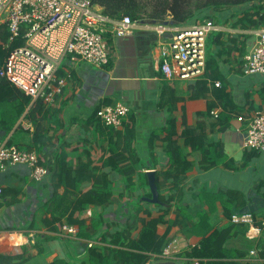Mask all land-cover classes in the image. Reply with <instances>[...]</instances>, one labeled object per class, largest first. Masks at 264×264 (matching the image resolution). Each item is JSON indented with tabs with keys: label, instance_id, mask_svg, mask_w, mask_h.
<instances>
[{
	"label": "crops",
	"instance_id": "obj_1",
	"mask_svg": "<svg viewBox=\"0 0 264 264\" xmlns=\"http://www.w3.org/2000/svg\"><path fill=\"white\" fill-rule=\"evenodd\" d=\"M250 7L251 4H243L221 11L211 10L210 14H213L217 27L208 40L213 35L215 38L221 35L224 42L241 36L240 39L246 41V54L255 43L259 28L242 29L234 25L242 11ZM191 25L194 24H177L171 16L163 23L141 19L134 21L132 32L128 36L108 35L111 44L108 66L96 67L77 58L68 57L64 60L62 66H65L66 73L72 79L54 104L55 110L62 108L56 115L55 122L58 125L63 123V130L58 129L60 132L56 135L60 139H54L53 144L45 148L49 154L48 166L53 165L58 155L65 152L73 163L91 162L101 166L121 153L123 145H118L115 155L111 152V147L116 141L115 134L123 131L124 127L108 128L100 124L98 118L90 117L98 106L105 105V101L109 102L107 104L123 103L130 107L128 118H135V144L131 155L126 153L124 160L135 168L133 181L136 189H127L126 179L120 172L104 167L103 170L110 174L112 180L111 201L103 206L90 205L79 214V218L86 223L84 229L73 225L76 227L75 233H68L62 228L51 231L44 222L45 218L51 217L46 211L47 202L54 194L51 172L42 182H35L27 165L9 167L7 171L0 173V185L3 189L11 187L20 193L17 196L18 202L12 203L14 198L11 195L2 200L0 246L7 244L11 247H25V259L20 264H93L90 257L92 249L106 253L108 248L113 247L110 243L111 236L122 231L129 230L126 234L133 239L137 238L143 227L140 219L148 221L157 218L166 210V222L159 224L158 233L163 235L169 227L168 223L176 222L168 235L170 255H153L147 264H207L205 260L187 257L185 253L192 247L199 246L202 239L214 230L226 227H231L225 249L231 254L232 260L238 264H264V232L256 239H249L246 235L247 227L231 223L230 215L225 212L224 199L218 197L221 192L237 191L240 196L238 201L230 199V212H251L257 218H262L264 185L260 186V183H264V151L243 165L245 149L243 134L238 131L237 114L229 112V127L224 131L219 126H214L215 121L211 118L200 119L198 113L206 112L210 102H216L218 107L215 109L219 108L222 112L220 102L211 92L206 98L189 99L191 82L167 80L159 70V31L164 29V37L170 38L176 28ZM217 49L216 45H211L213 52ZM236 56L241 59L239 53ZM220 67L228 83L227 91L232 94L239 111L254 110L263 104L264 100L259 92L264 83V75L244 76L236 59L234 63L222 60ZM216 81L222 84L221 80L216 79L209 83L211 88ZM167 83L174 85L176 95L180 97L176 109L171 113L178 121L179 132L184 129L181 125L183 118L191 127L204 120L209 142H222L226 156L235 161L236 169H229L224 164L207 170L200 168V154H195L190 147L185 146L184 139H178L184 155L193 163L192 169L178 189L169 185L160 192L166 198L175 195L173 201L155 204L146 199L152 194L149 184H143L142 174L164 171L169 163L161 142L157 141L155 148H150L151 133L162 129L170 116L167 107H159ZM20 122L23 131L16 132L14 136L15 128L4 139L14 136L19 141V147L25 148L20 144L27 145L31 141L32 131L27 120L21 119ZM90 186V182H85L82 188L85 190ZM63 192V187L58 189L59 194ZM10 232H17L22 236L9 243ZM252 250L257 251L256 255H251Z\"/></svg>",
	"mask_w": 264,
	"mask_h": 264
},
{
	"label": "trees",
	"instance_id": "obj_2",
	"mask_svg": "<svg viewBox=\"0 0 264 264\" xmlns=\"http://www.w3.org/2000/svg\"><path fill=\"white\" fill-rule=\"evenodd\" d=\"M92 4L100 7L105 16L113 20H121L124 16H129L133 21L141 19H150L163 23L168 16H171L177 24H195L197 21L212 20L216 23L211 10L221 11L224 8L235 7L243 4H251V7L242 11L241 16L235 22V27L242 29H258L264 26V0H92ZM107 36V43L110 50V41ZM10 33L5 25H0V67L8 57L11 50L16 47L23 46V40H17L11 43L10 48H4V44L8 43ZM214 36V35H213ZM211 37L207 43V61L205 75L191 82L188 92L189 99L206 98L211 92L215 99L222 106L223 111L218 117L211 115V111L218 107L216 102H210L206 112L198 113V117L211 118L215 121L214 126L224 131L229 127L230 114L234 112L241 114L237 104L233 100V96L227 91L228 83L225 75L221 71L220 63L222 60L234 63V59L238 61L241 68L244 64L242 57L246 52V41H242L240 37L229 38L227 42L221 39V35ZM210 45H216L218 49L213 52ZM239 53L241 59L236 56ZM224 58V59H223ZM243 74V73H242ZM58 78L67 77V84L72 79L69 73H66L65 66H61L56 73ZM216 79L221 80L220 87H216L215 83L211 88L209 83ZM172 86V87H170ZM58 97L63 95L64 89ZM264 100V83L259 92ZM170 95V97H169ZM165 97L167 98L165 100ZM180 97L176 95L174 85L167 83L165 85L160 108L167 107L170 113L165 126L159 131L151 133L150 148H155L157 141L163 144L164 150L169 157L167 169L164 171H156V184L159 193L164 188L172 185L174 189H178L184 182L188 172L192 169L193 163L184 155L183 149L178 139H184V145L190 147L195 154H200L199 165L202 169H210L220 164H224L229 169H236V163L232 158H228L224 152L222 142H209L208 135L205 131L204 120H200L195 127L188 126L185 118L182 119L181 125L184 129L179 132V124L171 113L176 109V103ZM54 103L47 104L42 99L32 100L24 91L10 82L7 78L0 76V135L1 138L7 137L15 128V133L23 131V125L19 121L25 119L33 127L32 138L26 147L34 149L39 156L40 163L48 166L49 154L45 148L53 144V140H59L60 137L56 133L63 130V123L55 122L56 115L62 111V108L55 110ZM109 103L105 101L104 104ZM101 107L98 106L91 118H98L97 111ZM100 122V121H99ZM101 124V123H100ZM109 128V127H108ZM164 135V136H163ZM10 137L8 144L19 146L16 139ZM116 141L112 144L111 152L117 153L118 145H123L121 153L110 158L103 165H93V163H83L81 161L73 163L68 159V154L58 155L53 165L48 166L51 172V183L54 194L47 202V213L50 218H45L44 222L51 231H57L62 228L64 223L69 225H77L80 229L86 227L84 220L79 218V214L90 205L103 206L108 204L113 197V187L110 174L105 172L104 167L120 172L126 179L127 189H136V183L133 181L135 168L124 160L126 153L131 155V150L136 140L135 118L129 117L124 121V130L117 131L115 134ZM123 142V143H122ZM260 152L245 149L243 156V165H246L253 157ZM123 160V161H122ZM92 166V167H91ZM143 184L148 186L149 181L147 174H142ZM90 182L91 186L83 189L82 185ZM264 183H260V186ZM63 187V194L58 193V189ZM19 190L14 188L3 189V198L11 195L14 199L12 203L18 202ZM237 191L228 190L221 192L218 197L223 200L226 214L232 215L230 212L231 198L239 197ZM73 197V198H72ZM161 202L170 203L175 199V195L167 198L163 195L159 197ZM2 201L0 202V206ZM167 210L157 218H151L146 221L140 219L142 229L139 236L135 239L131 238L129 230L115 233L111 236L110 243L113 247L108 248L106 253H101L97 249L90 251V257L93 264H147L151 256L162 255L164 249L168 246V235L171 227L176 222H170L169 227L163 235L158 233V226L166 222L165 216ZM203 221V220H201ZM231 227L220 230H214L208 236H205L199 246L192 247L185 253L187 257L207 261V264H238L231 259V254L225 249V243L230 236ZM26 248L11 247L7 244L0 246V264H20L25 259ZM264 257V254L262 253Z\"/></svg>",
	"mask_w": 264,
	"mask_h": 264
},
{
	"label": "built area",
	"instance_id": "obj_3",
	"mask_svg": "<svg viewBox=\"0 0 264 264\" xmlns=\"http://www.w3.org/2000/svg\"><path fill=\"white\" fill-rule=\"evenodd\" d=\"M134 21L129 16L113 21L92 0H0V25L10 33L4 48L23 40V46L10 51L0 76L24 91L33 101L42 99L47 104L55 102L67 83V77L58 78L57 71L66 58L80 59L96 67L108 66L111 53L107 34L117 37L128 36ZM212 20L198 21L191 26L176 28L170 38L160 32L159 70L170 81L193 82L205 75L207 43L212 31L216 30ZM244 76L264 75V26L257 32L255 43L243 57ZM220 87L219 81L215 82ZM130 107L123 103L105 104L97 111L101 124L114 129L124 127ZM220 109L211 115L218 117ZM238 131L243 134V147L247 150L264 151V102L254 110L243 111L236 117ZM30 124V123H29ZM29 129L33 131L30 124ZM0 139V173L11 166L24 164L31 169V178L42 182L50 174L48 166L42 165L34 149L20 148ZM3 187L0 185V202ZM231 223L247 227L246 235L253 240L264 232V216L257 218L251 212H235ZM63 231L75 233L76 227L64 223ZM22 235L8 233L9 243ZM32 236V235H31ZM14 239V240H13ZM22 239V238H21ZM168 245L163 256H169ZM257 251L252 250L251 255Z\"/></svg>",
	"mask_w": 264,
	"mask_h": 264
},
{
	"label": "water",
	"instance_id": "obj_4",
	"mask_svg": "<svg viewBox=\"0 0 264 264\" xmlns=\"http://www.w3.org/2000/svg\"><path fill=\"white\" fill-rule=\"evenodd\" d=\"M147 176H148V181H149V187L151 190V197H147V201L155 203V204H161L162 202L160 201L159 197H160V193L158 190V186L156 184V176H155V172L154 171H148L147 172Z\"/></svg>",
	"mask_w": 264,
	"mask_h": 264
},
{
	"label": "rangeland",
	"instance_id": "obj_5",
	"mask_svg": "<svg viewBox=\"0 0 264 264\" xmlns=\"http://www.w3.org/2000/svg\"><path fill=\"white\" fill-rule=\"evenodd\" d=\"M209 48L211 49V45L209 44ZM0 137H1V135H0ZM4 139V138H3ZM18 144H19V141H16ZM20 146H22V147H25L26 148V145H22V144H20Z\"/></svg>",
	"mask_w": 264,
	"mask_h": 264
}]
</instances>
